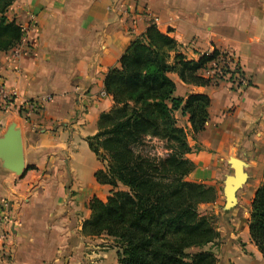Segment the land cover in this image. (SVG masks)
Wrapping results in <instances>:
<instances>
[{"label":"crops","instance_id":"obj_1","mask_svg":"<svg viewBox=\"0 0 264 264\" xmlns=\"http://www.w3.org/2000/svg\"><path fill=\"white\" fill-rule=\"evenodd\" d=\"M7 17L29 30L19 56L15 48L0 54V86L18 94L12 109L0 112V141L17 131L24 158L21 171L0 158V206L8 204L0 209V264H118L111 239L82 233L91 200L106 201L111 190L95 178L105 167L88 138L114 106L108 72L150 25L189 60L217 50L237 69L208 87L169 76L176 97L210 98L209 121L197 137L188 117L175 114L186 122L187 158L196 166L189 180L217 191L199 212L216 222L218 264H264L249 233L264 180V0H16ZM31 102L40 105L26 117L19 108ZM230 157L248 164L249 178L236 208L224 213Z\"/></svg>","mask_w":264,"mask_h":264},{"label":"trees","instance_id":"obj_2","mask_svg":"<svg viewBox=\"0 0 264 264\" xmlns=\"http://www.w3.org/2000/svg\"><path fill=\"white\" fill-rule=\"evenodd\" d=\"M15 1L0 0V54L22 41L23 28L7 17ZM220 56L225 55L215 50L189 60L175 39L150 25L106 76L105 91L114 106L100 116L99 132L88 144L106 165L95 178L111 190L106 201L91 200L82 233L111 239L118 264H218L215 253L205 250L220 239L214 217L199 212L201 204L215 201L216 192L187 180L196 166L187 158L192 148L175 117L176 112L187 116L197 137L209 121L210 98L176 97L169 75L208 87L213 80L203 73ZM152 140L167 144L165 158L146 154V143ZM249 233L264 256V180L251 204Z\"/></svg>","mask_w":264,"mask_h":264},{"label":"water","instance_id":"obj_3","mask_svg":"<svg viewBox=\"0 0 264 264\" xmlns=\"http://www.w3.org/2000/svg\"><path fill=\"white\" fill-rule=\"evenodd\" d=\"M0 158H4L16 170H23L22 139L17 131H11L4 140L0 141ZM229 164L233 169V174L227 175L224 179L223 194L225 204L222 209L224 213L230 212L237 206V194L243 189L249 178L247 174L248 164L245 161L236 157H230Z\"/></svg>","mask_w":264,"mask_h":264},{"label":"built area","instance_id":"obj_4","mask_svg":"<svg viewBox=\"0 0 264 264\" xmlns=\"http://www.w3.org/2000/svg\"><path fill=\"white\" fill-rule=\"evenodd\" d=\"M29 28L24 27L23 28V37L22 40L24 41L26 39V34L28 32ZM17 48V47H16ZM15 48V55L20 54V50L18 48ZM230 57L228 55L220 56L216 61H214L210 66V79L212 80H224V79H230L232 76L230 70ZM230 77V78H229ZM105 95V93H104ZM18 98V94L15 91H10L4 87L0 86V112H7L10 109H12L15 100ZM40 105V102L34 103L31 102L28 104V107L26 108H19V111L22 113V115L29 117L36 108H38ZM8 204L4 203L0 206V209L3 207H7ZM1 214V213H0Z\"/></svg>","mask_w":264,"mask_h":264},{"label":"rangeland","instance_id":"obj_5","mask_svg":"<svg viewBox=\"0 0 264 264\" xmlns=\"http://www.w3.org/2000/svg\"><path fill=\"white\" fill-rule=\"evenodd\" d=\"M176 115L178 116V119L176 118V120H177V124H178V126H180V127H182V128H184V129H186V122L180 117V114L178 113V114H175V117H176ZM190 135V134H189ZM168 148H167V144L165 143V142H160V141H156V140H152V141H147V143H146V154H150V155H152V156H154V157H157V158H165L166 156H167V154H168V150H167ZM104 164V163H103ZM106 165L104 164V167H105ZM192 174V173H191ZM190 174V175H191ZM190 175L188 176V178H187V180H189V177H190ZM223 178H221V180H222ZM190 181V180H189ZM199 183V182H198ZM200 184H203V185H205V186H208V185H206V184H204V183H200ZM208 187H212V186H208ZM118 189H121V190H124L123 189V187L122 186H119L118 187ZM214 190H215V188H214ZM215 192L217 193V191L215 190ZM240 192V191H239ZM110 193V192H109ZM214 202V201H213ZM236 208V207H235ZM199 210H201V209H199ZM203 210V209H202ZM234 209H232L230 212H232ZM223 211V210H222ZM251 212V211H250ZM207 216H209V217H213V215H207ZM213 226L215 227V228H217V226H216V222H215V220H214V222H213ZM113 242V241H112ZM215 245H212V244H210V245H208L206 248H205V250H211L212 252H214L212 249H214V250H216V251H218V247L217 248H215V246L216 245H220L221 243L219 242V241H216L215 243H214ZM114 245V244H113Z\"/></svg>","mask_w":264,"mask_h":264}]
</instances>
